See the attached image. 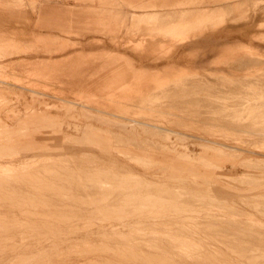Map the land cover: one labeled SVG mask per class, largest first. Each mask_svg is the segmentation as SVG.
<instances>
[{"label": "rangeland", "instance_id": "rangeland-1", "mask_svg": "<svg viewBox=\"0 0 264 264\" xmlns=\"http://www.w3.org/2000/svg\"><path fill=\"white\" fill-rule=\"evenodd\" d=\"M101 3L133 15L119 44L67 37L85 84L112 59L168 75L94 113L58 100L77 101L60 84L15 80L0 54V264H264V0ZM18 32L35 42L33 26ZM145 46L166 56L130 48ZM47 58H15V76Z\"/></svg>", "mask_w": 264, "mask_h": 264}, {"label": "crops", "instance_id": "crops-1", "mask_svg": "<svg viewBox=\"0 0 264 264\" xmlns=\"http://www.w3.org/2000/svg\"><path fill=\"white\" fill-rule=\"evenodd\" d=\"M70 1L73 3L71 4ZM106 1L111 0H0V54L13 56V72L10 76L23 82L60 84L62 89L74 94L77 101H70L62 91L57 93L58 100L78 103L92 109L94 113L110 114L122 112L117 107L132 96L134 89L147 90L150 83L149 76L154 78L160 74V77L165 79L168 69L163 72H152L144 67H138L129 59L124 61L112 59L108 63L105 61L98 71L106 72V77L95 87V90L85 84L82 71L89 62L79 55H65L70 47L67 44V37L73 34L81 35L88 28H95L98 32L115 33L113 39L119 44L120 37H117V34L122 28L128 27L125 25V19L130 20L133 15L132 10L101 5V2ZM16 5L23 8H17ZM28 9L32 14L31 17L27 14ZM24 24L34 28L33 34L36 40L31 45L23 43L17 36L20 33H15V30H19ZM44 34L48 36H41ZM130 48L155 61L166 56L162 50L154 47ZM31 53L38 55L44 53L49 58L33 64V67L25 72L26 77L15 76L17 67L14 66V59ZM56 54L62 55L63 58L59 61L54 60ZM141 72L145 74L143 79L133 77L134 73Z\"/></svg>", "mask_w": 264, "mask_h": 264}, {"label": "bare ground", "instance_id": "bare-ground-1", "mask_svg": "<svg viewBox=\"0 0 264 264\" xmlns=\"http://www.w3.org/2000/svg\"><path fill=\"white\" fill-rule=\"evenodd\" d=\"M262 105H264V104H262ZM225 120H226V119H225ZM219 121H220V120H219ZM223 121H224V120H223ZM245 125H246V124H245ZM230 127H232V126H230ZM235 127H236V126H235ZM239 128H240V127H239ZM258 128H259V127H258ZM235 129H236V128H235ZM252 131H253V130H252ZM257 135H258V134H257ZM241 141H242V140H241ZM245 142H246V141H245ZM242 143H243V142H242ZM209 148H210V147H209ZM260 160H261V159H260ZM255 161H256V160H255ZM245 162H246V161H245ZM260 163H261V162H260ZM245 164H246V163H245ZM261 167H262V166H261ZM256 168H257V167H256ZM254 169H255V168H254ZM260 169H261V168H260ZM113 173H114V172H113ZM16 174H17V173H16ZM81 174H82V173H81ZM84 174H85V173H84ZM14 175H15V174H14ZM30 175H31V174H30ZM117 175H118V174H117ZM89 176H90V175H89ZM96 176H97V175H96ZM15 177H16V176H15ZM18 177H19V176H18ZM21 177H22V176H21ZM21 177H20V178H21ZM84 177H85V176H84ZM97 177H98V176H97ZM104 177H105V176H104ZM29 178H30V176H29ZM78 178H79V177H78ZM31 179H32V178H31ZM17 181H18V180H17ZM74 181H75V180H74ZM71 182H72V181H71ZM90 182H92V181H90ZM90 182H89V183H90ZM89 183H88V184H89ZM92 183H94V182H92ZM211 183H212V182H211ZM2 184H3V182H2ZM39 184H40V183H39ZM41 184H42V183H41ZM143 184H144V183H143ZM3 185H4V184H3ZM3 185H2V186H3ZM90 185H91V184H90ZM90 185H89V186H90ZM207 185H208V184H207ZM253 185H254V184H253ZM4 186H6V185H4ZM38 186H39V185H38ZM42 186H44V184H42ZM93 186H95V185H93ZM96 186H97V185H96ZM32 188H33V187H32ZM13 189H14V188H13ZM33 189H34V188H33ZM10 190H11V189H10ZM157 190H158V189H157ZM12 191H13V190H12ZM14 191H15V190H14ZM20 191H21V190H20ZM22 191H23V190H22ZM98 191H99V190H98ZM6 192H7V191H6ZM15 192H16V191H15ZM15 192H12V194L15 193ZM24 192H25V191H24ZM38 192H39V191H38ZM41 192H42V191H41ZM92 192H93V191H92ZM100 192H101V191H100ZM144 192H146V191H144ZM148 192H149V191H148ZM8 193H9V192H8ZM94 193H96V192H94ZM177 193H178V192H177ZM91 194H92V193H91ZM97 194H99V192H98ZM100 194H101V193H100ZM143 194H144V193H143ZM148 194H149V193H148ZM156 194H157V193H156ZM22 195H23V194H22ZM41 195H42V194H41ZM146 195H147V194H146ZM181 195H182V194H181ZM31 196H32V195H31ZM47 196H48V195H47ZM155 196H157V195H155ZM174 196H175V195H174ZM177 196H178V195H177ZM109 197H111V196H109ZM166 197H167V196H166ZM166 197H165V198H166ZM36 198H37V197H36ZM43 198H44V197H43ZM135 198H136V197H135ZM156 198H158V197H156ZM163 198H164V197H163ZM176 198H177V197H176ZM23 199H24V198H23ZM100 199H101V198H100ZM102 199H103V198H102ZM115 199H116V198H115ZM152 199H153V198H152ZM27 200H28V199H27ZM86 200H87V199H86ZM89 200H90V199H89ZM91 200H92V199H91ZM98 200H99V199H98ZM107 200H108V199H107ZM138 200H139V199H138ZM19 201H20V200H19ZM34 201H35V200H34ZM56 201H57V200H56ZM95 201H96V200H95ZM164 201H165V200H164ZM182 201H183V200H182ZM60 202H61V201H60ZM76 202H77V201H76ZM92 202H93V201H92ZM142 202H143V201H142ZM213 202H215V201H213ZM63 203H64V202H63ZM90 203H91V202H90ZM129 203H131V202H129ZM215 203H216V202H215ZM91 204H93V203H91ZM115 205H116V204H115ZM126 205H127V204H126ZM41 206H42V205H41ZM50 206H51V205H50ZM130 206H131V205H130ZM116 207H117V206H116ZM119 207H120V206H119ZM114 208H115V207H114ZM114 208H113V209H114ZM125 208H126V207H125ZM125 208H124V209H125ZM130 208H131V207H130ZM134 209H135V208H134ZM183 209H184V208H183ZM131 211L133 212V210H131ZM102 212H103V211H102ZM106 212H107V211H106ZM116 212H117V211H116ZM99 213H100V212H99ZM196 214H197V213H196ZM224 222H225V221H224ZM229 222H230V221H229ZM215 223H217V222H215ZM226 224H228V223H226ZM233 224H234V223H233ZM201 225H202V224H200V226H201ZM234 225H236V224H234ZM229 226H230V225H229ZM238 227H239V226H238ZM217 228H218V227H217ZM210 229H213V228H210ZM219 230H220V229H219ZM212 231H213V230H212ZM214 231H218V230H215V229H214ZM228 231H229V230H228ZM235 231H236V230H235ZM246 231H248V230H246ZM249 231H250V230H249ZM249 231H248V232H249ZM230 232L232 233V231H230ZM244 232H245V231H244ZM250 232H251V231H250ZM226 233H227V232H226ZM224 234H225V233H224ZM229 234H230V233H228L227 235H229ZM233 234H234V233H233ZM251 234H252V233H251ZM253 234H254V233H253ZM248 235H249V234H248ZM254 235H255V234H254ZM237 236L239 237V235H237ZM252 236H253V235H252ZM256 236H257V234H256ZM259 236H260V235H259ZM232 237H233V236H232ZM238 237H237V238H238ZM260 237H261V236H260ZM262 237H263V236H262ZM244 238H245V237H244ZM249 238H250V236H249ZM238 239H239V238H238ZM238 239H237V240H238ZM255 239H256V238H255ZM257 239H258V238H257ZM11 240H12V239H11ZM225 240H227V239H225ZM225 240H224V241H225ZM241 240H242V239H241ZM245 240H246V239H245ZM245 240L243 239V241H245ZM258 240H259V239H258ZM7 241H8V240H7ZM219 241H220V240H219ZM246 241H247V240H246ZM249 241H251V240H249ZM260 241H261V240H260ZM233 242H234V241H233ZM233 242H232V243H233ZM262 242H264V241H262ZM223 243H224V242H223ZM227 244H229V243H227ZM234 244H235V243H234ZM231 245H232V244H231ZM242 245H244V244H242ZM245 245H248V244H245ZM238 246H239V245H238ZM238 246H236V248H240V247H238ZM240 246H241V245H240ZM248 246H249V245H248ZM225 247H226V246H225ZM234 247H235V245H234ZM244 248H245V247H243L242 250H244ZM246 249H247V248H246ZM249 249H250V248H249ZM249 249H248V250H249ZM237 250H238V249H237ZM252 250H253V249H252ZM129 251H130V250H129ZM246 251H247V250H246ZM246 251H245V252H246ZM262 251H263V250H262ZM125 252H126V251H125ZM238 252H239V251H238ZM241 252H242V251H241ZM245 254H246V253H245ZM250 254H251V253H250ZM146 255H147V254H146ZM137 256H138V255H137ZM153 257H154V256H153ZM247 257H248V256H247ZM257 257H258V256H257ZM257 257H256V258H257ZM260 257H261V256H260ZM128 258H129V257H128ZM250 258H251V257H250ZM258 258H259V257H258ZM244 259H245V258H244ZM262 259H263V258H262ZM160 260H161V259H160ZM261 261H262V260H261ZM174 262H175V261H174ZM259 262H260V261H259ZM255 263H256V261H255ZM151 264H152V263H151ZM258 264H259V263H258Z\"/></svg>", "mask_w": 264, "mask_h": 264}]
</instances>
